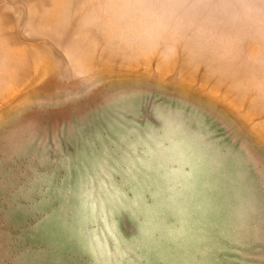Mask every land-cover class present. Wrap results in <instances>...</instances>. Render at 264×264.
<instances>
[{"label": "rangeland", "instance_id": "374dc122", "mask_svg": "<svg viewBox=\"0 0 264 264\" xmlns=\"http://www.w3.org/2000/svg\"><path fill=\"white\" fill-rule=\"evenodd\" d=\"M0 264H264V0H0Z\"/></svg>", "mask_w": 264, "mask_h": 264}]
</instances>
